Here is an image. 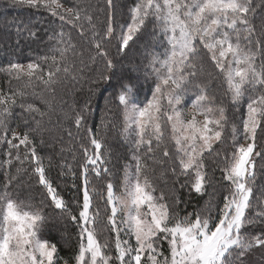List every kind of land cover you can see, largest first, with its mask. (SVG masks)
<instances>
[{"label": "snow or ice", "instance_id": "1", "mask_svg": "<svg viewBox=\"0 0 264 264\" xmlns=\"http://www.w3.org/2000/svg\"><path fill=\"white\" fill-rule=\"evenodd\" d=\"M8 4L51 19L43 56L0 66V264H264V0H132L119 16L115 0ZM16 31L37 36L23 22ZM68 85L71 103L57 92ZM105 85L97 125L92 98ZM109 128L128 150L115 175ZM46 133L53 147L68 137L60 153L75 167L41 154ZM184 189L209 199L189 212ZM60 223L75 228L66 256L50 231Z\"/></svg>", "mask_w": 264, "mask_h": 264}, {"label": "trees", "instance_id": "2", "mask_svg": "<svg viewBox=\"0 0 264 264\" xmlns=\"http://www.w3.org/2000/svg\"><path fill=\"white\" fill-rule=\"evenodd\" d=\"M67 3V0H65ZM117 8L116 12L119 16L121 12L126 11L124 5L131 4L132 0H115ZM51 18L49 15L44 12L43 10L35 11L26 8H12L8 4V0H0V66L6 64L9 60H17L21 63H28L31 60H34L37 56H43L48 49V33L44 30L47 27V21ZM15 22V23H13ZM23 22L24 24H31L37 29V36L34 39H26L25 36H17L16 31V24ZM259 24V20L255 21ZM20 40L19 45L16 44L17 40ZM114 52V49H113ZM139 54L135 52V50L129 53L130 57L138 56ZM15 84V82H13ZM0 87H7L5 84V78L2 74H0ZM71 89V85L68 86H60L57 89L58 96L64 95L65 99L69 100L71 103V95L66 94L69 93ZM112 89L105 85L102 86L97 94L92 98V108H93V120L94 123L99 125L102 115L104 114L105 102L106 98L111 93ZM213 91H217L216 88ZM86 96L85 93H76V99L79 103L83 102V99ZM112 107V105H109ZM16 113H19V109L15 110ZM59 111L57 110L56 114L52 116V126L55 125L57 116ZM110 117L117 122L119 121V113L113 110L112 113L109 114ZM47 119V118H46ZM59 134V129L54 128L53 135ZM45 140L48 142L49 146L42 149V155L45 156H52L54 165L58 164L62 157L67 160L68 163H72L75 167V163L72 159V153L68 152L67 150L64 153H60V148L63 146L67 149L69 145L68 137L64 135V142L63 145L60 143H56L53 147V141L49 139V135L45 134ZM107 143L110 146L111 151V164L109 167L112 169L113 174L120 172L122 168L123 162H125L128 153H127V146L123 143L122 139L118 135V132L114 128H109L108 130V139ZM72 147H76L75 142L71 145ZM103 151V149H102ZM77 158H79V153L77 152ZM157 159H160V154L157 153ZM152 160V159H150ZM211 160V157H209ZM152 165L150 169L157 168L156 176L158 182H161L162 186H164L163 180L160 179L161 175V166L151 161ZM261 161L257 158V169L259 170ZM156 170V169H155ZM59 169L55 166L53 167L50 175L53 179L59 183L60 188L64 190V195L66 200L69 202L72 201V197L74 195L73 192H70L68 189L71 187V180L70 178L66 177H58ZM216 176L219 177L220 173L217 172ZM3 179L2 171H0V180ZM21 180V187L23 190H27L29 185L31 184V191L32 195L37 197V200L40 198V193L43 191L41 186L35 183V178L29 179L26 175L20 177ZM169 187H171V181L169 180ZM257 183H264V174H260L258 172L257 176ZM211 192V190H209ZM183 200L187 201L186 210L191 212L194 208L201 207L205 204V202L209 199L208 195L203 197L196 195L195 193L189 194L187 189L181 190L177 193ZM183 207V206H182ZM51 235L55 237L56 241L59 242L58 246L62 249L61 255L66 256L69 253L68 245L64 243L65 240L75 239L74 232L75 228L73 225L68 224L67 228L63 223L57 225L56 228L51 229Z\"/></svg>", "mask_w": 264, "mask_h": 264}, {"label": "rangeland", "instance_id": "3", "mask_svg": "<svg viewBox=\"0 0 264 264\" xmlns=\"http://www.w3.org/2000/svg\"><path fill=\"white\" fill-rule=\"evenodd\" d=\"M127 153H128V150H127ZM150 159L151 158H147V164L149 165V168H151V165H152V162H151L152 160H150ZM126 162H128V156H127L125 162H123V164L126 163ZM155 169H156V172H157V168H155ZM156 183H157V186L158 187H160V188H163L164 187V186L161 185L162 184L161 182H158V180H156ZM165 191H167V189H165ZM255 255H256L257 258H259V253L258 252Z\"/></svg>", "mask_w": 264, "mask_h": 264}]
</instances>
